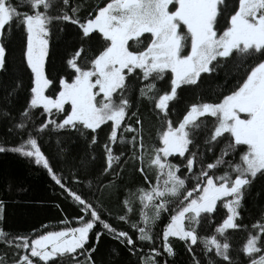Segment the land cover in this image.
<instances>
[{"label":"snow or ice","instance_id":"snow-or-ice-1","mask_svg":"<svg viewBox=\"0 0 264 264\" xmlns=\"http://www.w3.org/2000/svg\"><path fill=\"white\" fill-rule=\"evenodd\" d=\"M82 11L74 0H0V75L15 63L11 36L22 38V75L10 91L0 81V116L19 139L0 143V153L42 166L79 212L77 226L65 220L61 230L45 226L32 236L0 226V246L11 253L0 254V264H116L115 248L97 260L105 235L136 257L131 264H169L176 255L170 238L184 242L191 264H264V220L251 225L235 257L227 235L246 227L240 209L264 179V0H101ZM68 26L76 32L61 73L49 64L50 39ZM212 73L223 74L225 85L235 79V87L189 105L174 122L178 89L199 88L202 74ZM23 75L29 95L13 116L7 105L24 87ZM141 102L160 122L152 143L145 142ZM52 132H74L85 151L61 147L62 164L54 167L42 150ZM201 137L212 162L204 160ZM125 169L141 182L126 180ZM113 198L115 215L105 204ZM218 202L226 210L220 220ZM5 212L0 200V221ZM213 223L212 234L201 235Z\"/></svg>","mask_w":264,"mask_h":264},{"label":"trees","instance_id":"trees-1","mask_svg":"<svg viewBox=\"0 0 264 264\" xmlns=\"http://www.w3.org/2000/svg\"><path fill=\"white\" fill-rule=\"evenodd\" d=\"M74 2L82 7L83 11L81 15H86L88 11L92 10L94 5L101 3V0H74ZM75 32V26H68L62 32H55L50 39V51L52 55L49 64L54 63L56 69L61 73L63 72L64 59L72 51ZM21 44L22 38L20 33H13L9 47L12 52V57L15 58V63L10 65V71L7 74L0 75V81L9 85V91L11 90L13 78L22 75L18 71L21 57ZM50 75H55V72H50ZM23 82L24 87L17 90V98L12 99L11 103L7 105V108L13 116L23 107L29 95L28 88L30 87V80L27 75H23ZM235 85V79L229 80L225 85L223 74H202V81L200 82L199 88L182 86L181 89H178V100L170 102V107H173L170 118L174 122L177 121L179 118H182V113L189 105L200 102H214L220 98L221 90L227 94ZM159 86L162 85L158 83ZM5 95L3 84H0V113L5 110L6 105L3 100ZM139 112L144 120L145 142H155L157 130L160 128V122L149 111V106L146 102H141ZM37 116H39V113H37ZM10 127L11 122L7 118L0 116V143H6L7 146L16 144L19 139L8 131ZM102 127L104 129L103 131L98 130L100 131L99 139L101 141H103L105 132L107 131L106 126ZM57 141H60V144ZM42 143V150L50 158V163L54 167H60L62 164V159L57 156L61 147L70 149L72 153H81L86 149L84 139L74 132H52L45 136ZM198 143L201 145L200 150L204 152L205 162H212L213 153L205 150L203 137H201ZM220 147L222 145L214 149L216 155H219ZM97 152H99V148H97ZM170 159L176 162V159L179 158ZM66 173L67 169H65ZM124 177L131 184L141 182L138 179V174L134 177L128 169H125ZM83 191H88L86 184L83 186ZM0 200H3L6 205L5 217L3 221H0V226L13 234L32 236L34 232H43L45 226L47 230H61L65 226L61 221L65 220L69 222L68 226H77L74 218L79 212L75 204L66 198L65 194L55 185L42 166L36 165L28 158H24L19 154L11 152L0 153ZM118 203L115 198L111 201L105 200L106 207L114 215L119 211ZM224 212L226 210H223L218 202V210L215 214L216 220H220ZM240 212L241 217L238 223L246 227L235 231L229 230L227 233L230 238L234 257L245 242L247 233L251 230V225L257 221L264 220V179H258L254 182L250 191L245 196ZM133 218L138 219V216H134ZM112 222L116 226L126 227L123 224H116L115 221ZM214 227L215 223L207 231H201V235H211ZM170 242L176 255L174 258H168L169 264H191L190 256L186 251L184 242L176 238H170ZM111 248L118 249L120 253L116 264H131L132 261L136 260V257L127 253L117 241L112 240L107 235L101 237L97 260L103 259L107 261L109 249ZM197 251L199 252L200 249L197 248ZM4 252H8L9 256L11 255L8 249L0 246V254Z\"/></svg>","mask_w":264,"mask_h":264}]
</instances>
